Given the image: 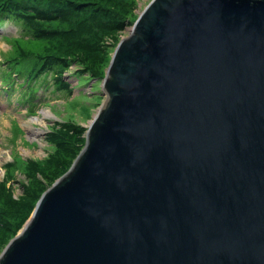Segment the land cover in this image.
<instances>
[{"label":"water","instance_id":"95a60500","mask_svg":"<svg viewBox=\"0 0 264 264\" xmlns=\"http://www.w3.org/2000/svg\"><path fill=\"white\" fill-rule=\"evenodd\" d=\"M101 89L0 264H264V0H150Z\"/></svg>","mask_w":264,"mask_h":264},{"label":"trees","instance_id":"16d2710c","mask_svg":"<svg viewBox=\"0 0 264 264\" xmlns=\"http://www.w3.org/2000/svg\"><path fill=\"white\" fill-rule=\"evenodd\" d=\"M134 1L0 0V26L3 27L10 20L19 24L21 38L30 44L28 47L14 40L11 52L5 57L10 64L4 65L8 68L2 66L5 76L10 71L14 72L22 93L27 91L32 82L49 86L60 82L58 87H68L69 83L62 79L64 70L75 75L86 73L90 77L100 78L110 61L103 38L116 36L126 23L134 22L132 17L135 12L127 17L135 7ZM73 63L76 67L71 70L70 65ZM48 76L52 81L48 80ZM69 124L70 128L53 129L49 135L56 145L55 153L42 162L30 160L28 164L24 163V172L33 178V182L18 199L14 198L12 187L6 183L19 167L14 163L7 165L6 179L0 184V252L23 226L48 187L35 175V171H40L43 177L52 180L50 186L69 169L84 145L85 137H81L84 130L75 123Z\"/></svg>","mask_w":264,"mask_h":264},{"label":"rangeland","instance_id":"374dc122","mask_svg":"<svg viewBox=\"0 0 264 264\" xmlns=\"http://www.w3.org/2000/svg\"><path fill=\"white\" fill-rule=\"evenodd\" d=\"M149 1L135 0V7L127 17H131L135 12V16L132 17L135 21L139 12ZM133 23H126L125 28L119 31L116 36L103 38L110 59L117 43L129 34ZM21 30V26L12 20L3 27L0 26V184L6 179L7 165L9 163L17 164L19 168L14 170L13 176L6 183L8 187H12L15 199L24 195L26 187H30L33 182V178L24 172L25 165L30 160L45 161L56 152V145L49 136L53 129L64 130L67 127L70 128L69 123H75L84 130L81 137H85L90 120L105 99L101 82L109 65L108 63L105 66L104 73L100 78L90 77L86 73L75 75L69 70H64L62 79L69 83L68 87H58L61 85L60 82H55L51 86L32 82L26 89L28 93L27 91L22 93L14 72L10 71L5 76L6 73L2 70V66L8 68L4 66L8 63L5 57L11 52L15 44L14 40L16 43L20 42V44L30 47V44L21 38ZM14 63L17 62L14 60ZM75 67L74 63L70 65L71 70H74ZM48 80L52 81L50 76H48ZM44 111H49V113L44 115ZM29 124L36 130L38 129L36 135L32 132V126ZM72 131L71 129L70 132L72 133ZM56 139L67 140L63 137H56ZM15 158H17L16 162ZM35 175L49 187L52 180L49 181L43 177L38 170L35 171Z\"/></svg>","mask_w":264,"mask_h":264},{"label":"bare ground","instance_id":"6f19581e","mask_svg":"<svg viewBox=\"0 0 264 264\" xmlns=\"http://www.w3.org/2000/svg\"><path fill=\"white\" fill-rule=\"evenodd\" d=\"M49 113V111H44V115H46V114H48ZM28 123H31V122H28ZM29 125H31V124H29ZM32 126V125H31ZM37 131H38V129L36 130L35 128H33V126H32V132L36 135V133H37Z\"/></svg>","mask_w":264,"mask_h":264}]
</instances>
